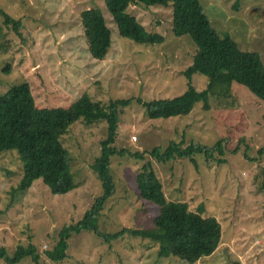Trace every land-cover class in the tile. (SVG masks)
<instances>
[{
  "label": "rangeland",
  "instance_id": "obj_1",
  "mask_svg": "<svg viewBox=\"0 0 264 264\" xmlns=\"http://www.w3.org/2000/svg\"><path fill=\"white\" fill-rule=\"evenodd\" d=\"M213 26L229 34L243 51L257 52L264 63V0H200ZM0 8L19 21L0 14V96L28 83L38 108L68 107L87 94L107 105L115 99L131 104L119 110L114 147L130 155L166 149L170 143L214 147L225 141L224 164L197 156L196 164L175 160L159 164L150 156L135 160L114 157L110 175L114 193L98 220L102 234L122 229L154 228L160 206L137 192L135 179L152 164L168 200L186 202L190 210L215 216L222 238L215 252L194 264H264V102L246 87L233 83L230 95H212L209 109L195 105L186 116L153 120L136 99H171L188 88L184 72L197 52L188 36L173 33V8L141 4L127 12L151 33L164 36L162 44H137L122 38L105 8V0H0ZM97 8L111 32V46L103 60L89 53L81 13ZM209 79L195 74L198 91ZM106 138L104 120L86 125L80 119L63 138L72 157L78 188L51 193L35 181L27 191H15L23 178L16 152L0 157V248L12 256L31 243L37 264H192L178 257L161 258L151 240L129 234L105 242L91 231L72 234L68 258L53 262L44 255L54 248L60 231L77 224L95 198L103 193L92 166L101 156ZM0 264H6L0 259ZM20 264H35L25 258Z\"/></svg>",
  "mask_w": 264,
  "mask_h": 264
},
{
  "label": "trees",
  "instance_id": "obj_2",
  "mask_svg": "<svg viewBox=\"0 0 264 264\" xmlns=\"http://www.w3.org/2000/svg\"><path fill=\"white\" fill-rule=\"evenodd\" d=\"M136 4L146 7L172 5L174 35L190 37L197 47L192 65L184 72L188 88L182 95L149 102L135 100L145 108L151 119L186 116L199 102H203L207 110L210 108V97L230 95L233 83L246 87L264 102V63L260 54L243 51L229 34H220L200 0H105V8L119 36L137 44L157 45L165 41L164 36L149 32L127 12L130 5ZM0 14L7 21H14L15 26L20 24L1 8ZM81 24L91 57L103 60L111 46V32L102 11L97 8L83 11ZM195 74L209 79L205 90L198 91L192 85ZM130 104L129 99H115L104 106L84 94L68 107L38 108L28 83L16 85L0 96V157L4 153L16 152L22 165L23 178L13 192L27 191L35 181H41L54 194H64L78 188L72 173V157L62 140L70 126L80 119L86 125L102 120L106 122V138L101 144V156L92 166L102 183L103 193L95 198L77 224L65 226L60 231L54 248L44 253L50 261L66 260L71 235L83 231H91L107 243L120 239L125 233L151 240L159 246L161 258L178 257L192 264L213 254L218 248L222 238L220 221L215 216H204L190 210L186 202L168 200L163 183L151 163L142 167L135 183L137 192L143 198L160 206L154 228L122 229L114 234H102L99 230V216L107 199L114 193L110 175L112 158L129 156L143 161L146 156H150L159 164L166 165L175 160H189L196 164L195 158L202 156L207 162L218 165L225 163L221 160L227 153L225 141L218 142L214 147L191 144L185 149L182 144L170 143L166 149L156 148L151 152L133 155L125 150H117L114 144L119 110ZM263 154L259 152V155ZM25 258H30L35 264L40 260L32 243L27 247H17L12 256L3 247L0 248V259L6 264H20Z\"/></svg>",
  "mask_w": 264,
  "mask_h": 264
}]
</instances>
